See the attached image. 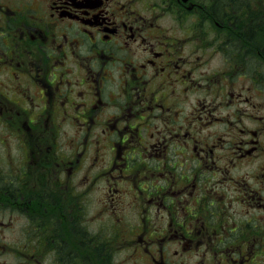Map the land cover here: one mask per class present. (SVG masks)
<instances>
[{
    "label": "flooded vegetation",
    "instance_id": "obj_1",
    "mask_svg": "<svg viewBox=\"0 0 264 264\" xmlns=\"http://www.w3.org/2000/svg\"><path fill=\"white\" fill-rule=\"evenodd\" d=\"M118 254L264 264V0H0V264Z\"/></svg>",
    "mask_w": 264,
    "mask_h": 264
},
{
    "label": "rangeland",
    "instance_id": "obj_2",
    "mask_svg": "<svg viewBox=\"0 0 264 264\" xmlns=\"http://www.w3.org/2000/svg\"><path fill=\"white\" fill-rule=\"evenodd\" d=\"M94 210H95V204L92 205V211H94ZM117 261H116V263L119 264V254L117 256Z\"/></svg>",
    "mask_w": 264,
    "mask_h": 264
}]
</instances>
